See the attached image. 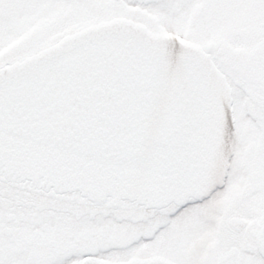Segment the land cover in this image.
Returning a JSON list of instances; mask_svg holds the SVG:
<instances>
[{
    "label": "snow or ice",
    "instance_id": "1",
    "mask_svg": "<svg viewBox=\"0 0 264 264\" xmlns=\"http://www.w3.org/2000/svg\"><path fill=\"white\" fill-rule=\"evenodd\" d=\"M0 264H264V0H0Z\"/></svg>",
    "mask_w": 264,
    "mask_h": 264
}]
</instances>
